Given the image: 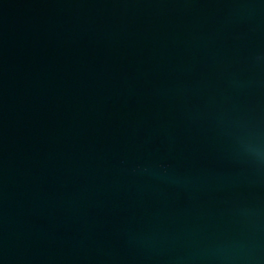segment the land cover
<instances>
[{"label":"water","instance_id":"95a60500","mask_svg":"<svg viewBox=\"0 0 264 264\" xmlns=\"http://www.w3.org/2000/svg\"><path fill=\"white\" fill-rule=\"evenodd\" d=\"M0 264H264V0H0Z\"/></svg>","mask_w":264,"mask_h":264}]
</instances>
